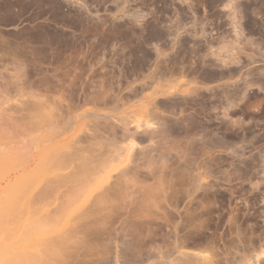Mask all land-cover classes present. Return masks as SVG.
<instances>
[{
	"label": "rangeland",
	"instance_id": "1",
	"mask_svg": "<svg viewBox=\"0 0 264 264\" xmlns=\"http://www.w3.org/2000/svg\"><path fill=\"white\" fill-rule=\"evenodd\" d=\"M98 112L141 188L97 212L21 168ZM0 142V264H264V0H0Z\"/></svg>",
	"mask_w": 264,
	"mask_h": 264
},
{
	"label": "bare ground",
	"instance_id": "2",
	"mask_svg": "<svg viewBox=\"0 0 264 264\" xmlns=\"http://www.w3.org/2000/svg\"><path fill=\"white\" fill-rule=\"evenodd\" d=\"M71 112V111H70ZM99 112H101V111H99ZM99 112L97 113V116L95 115V113H93V115L91 114V116L93 117V119L92 120H94V122L92 123V127H91V131L89 132V135H87L86 136V139H90V141L89 140H86V143H88L85 147H76L75 146V144H76V142L77 143H79V138L77 139V140H73V138H72V140H70L69 142H67L66 141V143H64L63 142V138H61L60 139V136L62 135V134H58V135H49V136H47V138L44 140V142H42V143H37L36 142V144L38 145V144H40V145H38V146H40V147H38L36 144H35V148H36V146L38 147V148H40V150H34L35 152H34V155L33 156H31V158L26 162V164H24V166L21 168V171H25L27 168H29V166H31V165H35V166H37V167H43L44 169L46 168V170L48 171V173L46 172V175L48 174L49 176H50V174L52 175V177H49V178H52L51 180H53V178H54V182H49L50 184L47 186L46 184V186L44 187V188H42L43 189V191L42 192H44V190L45 189H47V191H51L52 192V190H49V189H53V188H55V187H58V186H63V184L65 183V179H69L68 181H69V183L71 184V189H69V190H71V192H72V189L73 188H75V187H80V188H76V190H78L77 192L78 193H80V191L81 192H83L82 191V188H81V184H83V186L86 184V183H92L93 182V185H91V183L90 184H87V185H85L86 186V188H85V190H87V187H89L90 185L92 186H90L89 188H88V190H89V192L91 191V192H94L93 193V201L91 200V202H87V201H82V202H80L79 204L78 203H76V205H78L77 207H85V206H87V208L89 209V208H91V209H93L92 207H99V208H107V210H109L111 207H115L116 209L118 208L117 207V205H119V207H120V204L118 203H114L113 204V202L114 201H117L118 199H119V197L120 196H122V197H125L124 195H126L128 192L127 191H129V190H133V194H132V196H134V194L136 193V192H139V190H134L135 188H137L136 186H138L136 183H133V182H136V179H133L134 177L133 176H136V174L135 173H133V172H135L136 171V173H137V170H135V171H133V169H132V173L133 174H135V175H133L131 178H126L125 177V169H123L124 170V172L123 171H121L120 173H121V175L120 174H117V175H111L110 173V171H111V169H110V171H108L106 168H108L107 166H108V164L106 163V161H107V158H108V160H110L111 158H115V156H119V152L120 151H123L122 149H124L122 146H121V149H118V147L116 146V144L118 143L117 142V140H116V133H115V128H114V126H111V124H107V122L106 121H104V122H106V123H103V124H101V122H100V124H99V120L101 119V118H103L102 117V115L101 114H99ZM92 113V112H91ZM99 114V115H98ZM102 114H103V112H102ZM52 115V114H51ZM47 116H50V114L49 115H47ZM47 116H46V118H47ZM68 116H69V118H72L71 117V115L70 114H68ZM101 117L99 120H98V117ZM104 116V115H103ZM153 116V115H152ZM92 117H90V118H92ZM112 117V116H111ZM49 118H51V116L50 117H48L47 119H49ZM74 118V117H73ZM107 118V117H106ZM110 118V117H109ZM118 118H120V117H118ZM51 119H54V118H51ZM97 121H96V120ZM125 119H127V118H125ZM125 119H122V118H120V119H118V123H120L121 125H123L122 127H120L121 129H123V127H124V125H125V127H126V120ZM70 120V119H69ZM69 120H67V122H69ZM106 120V119H105ZM108 120V119H107ZM119 120H120V122H119ZM125 120V121H124ZM158 120V119H157ZM51 121H53V120H49V121H47V124H45V126H52V125H48V124H53V122L52 123H50ZM75 121V120H74ZM96 121V122H95ZM128 121V120H127ZM58 122V121H57ZM73 122V121H72ZM82 122V121H81ZM35 123H38V121L37 122H35ZM40 123V122H39ZM38 123V124H39ZM59 123V122H58ZM70 123H71V120H70ZM83 123V122H82ZM82 123H81V125H82ZM96 123V124H95ZM147 123V122H146ZM57 124V123H56ZM55 124V125H56ZM60 124V123H59ZM73 124V123H72ZM101 125V126H100ZM58 125H56V127H57ZM71 126H73V125H71ZM84 126V125H83ZM41 127V129L43 130V128H42V126H40ZM75 127V126H74ZM125 127H124V129H125ZM45 128V127H44ZM48 129H50L49 127H47ZM52 129L54 128V127H51ZM58 128V127H57ZM75 129V128H74ZM120 129V130H121ZM126 129H127V127H126ZM54 130V129H53ZM72 130H73V128H72ZM47 131H50V130H47ZM52 131V130H51ZM78 131H80V127L78 126L74 131H72L73 133H75V132H78ZM122 131V130H121ZM124 131V130H123ZM116 132H117V130H116ZM128 132V131H127ZM126 132V133H127ZM72 133V134H73ZM118 133H120V132H118ZM121 133H123V132H121ZM120 133V134H121ZM124 133H125V131H124ZM124 133H123V135H124ZM125 133V134H126ZM155 133V132H154ZM119 134V135H120ZM156 134V133H155ZM48 135V134H47ZM74 135V134H73ZM73 135H71V136H73ZM123 135L121 134V136L123 137ZM158 135V134H157ZM74 136H76V134L74 135ZM73 136V137H74ZM125 137H126V135H124ZM127 136H128V134H127ZM129 137V136H128ZM67 138H69V137H67ZM98 138V139H97ZM103 139V141H101V139ZM119 138H121V137H119ZM97 139V141L96 142H94V140H96ZM117 139H118V136H117ZM122 139H124V138H122ZM127 139V138H126ZM98 140H99V142H98ZM87 141H89V142H87ZM93 141V142H92ZM101 141V142H100ZM152 141V140H151ZM73 142L75 143L74 145H72L73 144ZM117 142V143H116ZM72 143V144H71ZM120 143V142H119ZM118 143V144H119ZM42 144V145H41ZM70 145H71V147L73 146L74 148H75V150L74 151H69V152H67V151H65L67 148H71L70 147ZM79 145V144H78ZM128 145V144H127ZM134 145H133V143L131 142V144L130 145H128V148H127V151L128 150H131V149H133L132 147H133ZM1 148H3L4 149V144L3 143H1L0 142V150H1ZM13 149V148H12ZM72 149V148H71ZM117 149H118V151H117ZM150 149H152V148H150ZM154 149V148H153ZM120 150V151H119ZM155 150V149H154ZM153 150V151H154ZM157 150V149H156ZM160 152V150H157V153H159ZM125 152H126V150H125ZM140 152H142L141 150H140ZM154 152H156V151H154ZM116 153H117V155H116ZM120 154H121V152H120ZM161 154V153H160ZM143 155V154H142ZM145 155H147V154H145ZM148 155H150V154H148ZM162 155V154H161ZM161 155H159V156H161ZM163 156V155H162ZM161 156V157H162ZM143 157V156H142ZM161 157H159V158H161ZM164 157V156H163ZM119 158V157H118ZM145 158H146V156H145ZM148 158V157H147ZM151 158V157H150ZM157 158V157H156ZM128 159V158H127ZM143 159H144V157H143ZM142 159V160H143ZM161 159H163V158H161ZM112 160V159H111ZM110 160V161H111ZM145 160V159H144ZM147 160V159H146ZM75 161L76 162H78L77 164H75ZM109 161V162H110ZM121 161V160H120ZM152 161V160H151ZM1 162V161H0ZM108 162V161H107ZM113 162V161H112ZM119 162V161H118ZM120 163V162H119ZM123 163H124V161H123ZM148 163V162H147ZM146 163V164H147ZM70 165V168L72 169V170H70L71 172H69L68 174L66 173V174H62V172H61V174H58L57 172H60V171H65V169H68L67 167ZM144 165H145V163H144ZM164 165V164H163ZM138 166V165H137ZM137 166H135L134 167V169L137 167ZM140 167V166H139ZM141 168V167H140ZM140 168H139V171H140ZM159 168V167H158ZM136 169H138V168H136ZM128 170V169H127ZM130 170V169H129ZM108 171V172H107ZM139 171H138V173H139ZM45 172V171H44ZM55 172L57 173V174H55ZM130 172H131V170H130ZM54 173V174H53ZM102 173H105L104 175V179L103 180H101V181H98V179H99V177L101 178V176L103 177V174ZM122 173L124 174V176L122 175ZM132 173L130 174V175H132ZM138 173H137V175H138ZM145 173V172H144ZM102 174V175H101ZM128 174V173H127ZM126 174V175H127ZM147 174V173H146ZM47 175V176H48ZM130 175H127V176H130ZM155 175V174H154ZM122 178H121V177ZM79 177V178H78ZM81 177V178H80ZM97 177V178H96ZM137 177V176H136ZM138 177H139V175H138ZM137 177V178H138ZM46 178H48V177H46ZM49 178H48V180H49ZM95 178V179H94ZM112 178H116L115 180H118V181H120V182H118L117 183V181H115V182H113V183H115V184H112V183H109V179H112ZM36 179V178H35ZM37 179H38V177H37ZM102 179V178H101ZM139 179V178H138ZM39 180V179H38ZM51 180H49V181H51ZM100 180V179H99ZM135 180V181H134ZM141 180V179H140ZM140 182V181H139ZM52 183H53V185H52ZM48 184V183H47ZM134 184H136V186H135V188H134ZM139 184V183H138ZM140 184H142V182L140 183ZM115 185V186H114ZM82 186V187H83ZM42 187V186H41ZM40 187V188H41ZM139 187V186H138ZM151 187H153L152 185H151ZM134 188V189H133ZM139 188H141V186L139 187ZM146 188H147V186H146ZM155 188V187H154ZM56 189V188H55ZM53 189L54 190V192L56 191V190H58V189ZM142 189H144V188H142ZM41 190V189H40ZM84 190V191H85ZM163 190V189H162ZM46 190H45V192H47ZM134 191H136L135 193H134ZM143 191V190H142ZM165 191V190H164ZM73 192H74V190H73ZM145 193V192H144ZM143 192L141 193L140 192V194H144ZM153 193V192H152ZM48 194V193H47ZM73 194H76V193H73ZM46 195V194H45ZM128 195V194H127ZM126 195V196H127ZM136 195H137V193H136ZM147 195V196H146ZM152 194L150 193V194H148V192H147V194H144V196H146V197H144L146 200H144V198H143V200L145 201H142L143 202V204H144V206L146 205V203H148V204H150L151 202H152V200H153V198H152V196L154 195H152ZM121 197V198H122ZM120 198V199H121ZM115 199H117V200H115ZM161 200V199H160ZM123 201V200H122ZM125 201V200H124ZM123 201V202H124ZM77 202V201H76ZM126 202V201H125ZM132 202V201H131ZM134 202V201H133ZM137 202H139V201H137ZM75 203V202H74ZM135 203V202H134ZM117 204V205H116ZM121 204H122V202H121ZM136 204H138V203H136ZM141 204V203H140ZM152 204V203H151ZM150 204V205H151ZM126 206L127 208L130 206H132V205H134L133 203H128V202H126L125 204H123L122 206ZM149 205V206H150ZM138 206L140 207V205L138 204ZM141 206H143V205H141ZM144 206H143V209H146V208H144ZM149 206H147L146 205V207L148 208ZM152 206V205H151ZM150 206V207H151ZM125 207V208H126ZM129 207V208H130ZM86 208V207H85ZM114 208V209H115ZM132 208V207H131ZM138 208V207H137ZM140 208H142V207H140ZM95 210H97L96 208H95ZM102 210V209H101ZM110 210H112V208L110 209ZM99 210H97V212H98ZM132 211V210H131ZM96 212V211H95ZM101 213V212H100ZM140 243V242H139ZM146 243V242H145ZM125 244V243H124ZM144 245V244H143ZM145 247H146V245H145ZM140 248V247H139ZM136 249V248H135ZM138 249V248H137ZM136 249V250H137ZM142 251V250H141ZM120 252V251H119ZM123 252V251H122ZM143 252V251H142ZM129 253V252H128ZM131 254V253H130ZM118 255V254H117ZM183 255V254H182ZM127 256V255H126ZM134 256V255H133ZM183 256H185V255H183ZM148 257V256H147ZM167 257V256H166ZM191 257H193V256H191ZM197 257V256H196ZM138 258V257H137ZM163 258V257H162ZM179 258V257H178ZM117 259V258H116ZM177 259V258H176ZM191 259V258H190ZM130 260V259H129ZM133 260V259H132ZM199 260V259H198ZM155 261V260H154ZM180 261V260H179ZM115 262V261H114ZM148 262V261H147ZM186 262V261H185ZM192 262H193V260H192ZM123 263V262H122ZM164 263V262H163ZM189 263V262H188ZM187 263V264H188ZM209 263V262H208ZM107 264V263H106ZM131 264V263H130ZM190 264V263H189ZM256 264V263H255Z\"/></svg>",
	"mask_w": 264,
	"mask_h": 264
}]
</instances>
